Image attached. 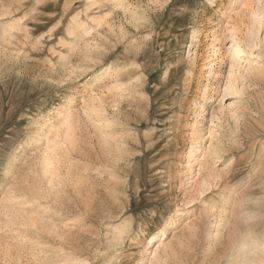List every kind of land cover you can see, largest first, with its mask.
Listing matches in <instances>:
<instances>
[{
  "label": "rangeland",
  "instance_id": "374dc122",
  "mask_svg": "<svg viewBox=\"0 0 264 264\" xmlns=\"http://www.w3.org/2000/svg\"><path fill=\"white\" fill-rule=\"evenodd\" d=\"M246 242L264 264V0H0V264Z\"/></svg>",
  "mask_w": 264,
  "mask_h": 264
},
{
  "label": "bare ground",
  "instance_id": "6f19581e",
  "mask_svg": "<svg viewBox=\"0 0 264 264\" xmlns=\"http://www.w3.org/2000/svg\"><path fill=\"white\" fill-rule=\"evenodd\" d=\"M246 230V229H245ZM254 240V239H253ZM248 241V240H247ZM249 242H251V241H249ZM239 244V243H238ZM242 245V244H241ZM243 249L241 250V252H239V256H241V257H243V260L241 261V262H249V263H254V260H255V258H259V256L257 255V254H253L252 253V256H249L250 254L249 253H251L255 248H254V246L252 245V244H250V243H248V242H246L243 246ZM241 248V247H240ZM240 250V249H239ZM240 257V258H241ZM260 259V258H259Z\"/></svg>",
  "mask_w": 264,
  "mask_h": 264
}]
</instances>
